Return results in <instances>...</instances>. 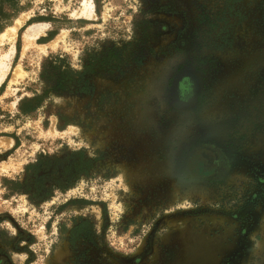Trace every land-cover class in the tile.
I'll list each match as a JSON object with an SVG mask.
<instances>
[{"label":"rangeland","instance_id":"374dc122","mask_svg":"<svg viewBox=\"0 0 264 264\" xmlns=\"http://www.w3.org/2000/svg\"><path fill=\"white\" fill-rule=\"evenodd\" d=\"M1 34L0 264H264V0H0Z\"/></svg>","mask_w":264,"mask_h":264},{"label":"water","instance_id":"95a60500","mask_svg":"<svg viewBox=\"0 0 264 264\" xmlns=\"http://www.w3.org/2000/svg\"><path fill=\"white\" fill-rule=\"evenodd\" d=\"M209 153L208 152H199V155H192L190 156L186 162H185V170L187 171L188 176L191 178H201V177H207L210 175H206L205 172H208L210 170H204L202 171L200 167H196V164L199 163V158L201 156L202 160H205V163L207 164L209 161ZM209 165V164H208ZM205 173V175H203ZM212 176V175H211Z\"/></svg>","mask_w":264,"mask_h":264},{"label":"bare ground","instance_id":"6f19581e","mask_svg":"<svg viewBox=\"0 0 264 264\" xmlns=\"http://www.w3.org/2000/svg\"><path fill=\"white\" fill-rule=\"evenodd\" d=\"M86 1V0H85ZM90 3V2H89ZM83 9L84 10H91L92 9V5L91 4H87V3H84L83 4ZM17 23H19V21H17ZM28 32H30V30L32 29V26H29L28 28ZM9 30H11V31H14V28H9ZM35 36V35H34ZM5 37V34H1L0 35V39H2V38H4ZM27 38H29V37H27ZM34 38H32V40H33ZM26 40V39H25ZM28 41H29V39H27ZM6 43V42H5ZM31 44V43H30ZM13 49V48H12ZM13 52V51H12ZM11 52V53H12ZM5 58H7V56H5ZM5 58H3V59H5ZM7 67V64H3V62L2 61H0V70H2V72L4 71V69ZM9 67V66H8ZM6 76V75H5ZM197 155H199V153L197 152L196 153ZM195 154V155H196ZM194 155V156H195ZM199 163H197L196 164V167H200V169L202 170V171H204V170H211L212 168H215L216 166H217V163H215L214 162V159L209 155V161H208V163L206 164L205 163V160H202V158H201V156H200V158H199ZM209 164V165H208ZM206 173H209V171L208 172H206Z\"/></svg>","mask_w":264,"mask_h":264},{"label":"trees","instance_id":"16d2710c","mask_svg":"<svg viewBox=\"0 0 264 264\" xmlns=\"http://www.w3.org/2000/svg\"><path fill=\"white\" fill-rule=\"evenodd\" d=\"M53 68L52 66H51V64H49L48 63V60H46L45 62H44V64H43V66H42V76H43V73H45L46 72V69L45 68ZM47 73V72H46Z\"/></svg>","mask_w":264,"mask_h":264},{"label":"flooded vegetation","instance_id":"af4514ba","mask_svg":"<svg viewBox=\"0 0 264 264\" xmlns=\"http://www.w3.org/2000/svg\"><path fill=\"white\" fill-rule=\"evenodd\" d=\"M199 152H205V151H202V150H201V151H199ZM199 152H198V153H199ZM206 152H208V153L210 154V156L214 159V156L212 155L211 152H209V151H206ZM205 173H206V172H205ZM205 173H204L203 175H205ZM210 174H211V175L213 174L212 169L209 171V173H206V175H210Z\"/></svg>","mask_w":264,"mask_h":264}]
</instances>
